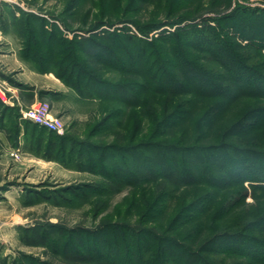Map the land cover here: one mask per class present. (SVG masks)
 <instances>
[{"label": "trees", "instance_id": "16d2710c", "mask_svg": "<svg viewBox=\"0 0 264 264\" xmlns=\"http://www.w3.org/2000/svg\"><path fill=\"white\" fill-rule=\"evenodd\" d=\"M23 14L28 19L32 15ZM185 19L188 18L182 16L146 25L127 18L119 20L131 22L142 34L164 24H178L173 31H161L150 40L126 30H98L106 24L104 21L95 22L86 28L83 32L87 35H75L72 38L64 37L54 24L47 31L43 27L45 22L39 21V41L28 35L22 37L24 41L21 54L34 63L36 70L53 72L82 100L101 101L100 105L107 110V115L95 123L94 132L105 124L108 129L113 126L109 120L117 118L116 115L121 112L116 105L122 103L131 107L139 106L143 110L144 102L158 98L159 93L166 95L165 112L154 118V127L148 137L136 138L135 126L132 138L125 148L122 147L135 156H130L131 164L106 153L104 148L107 146L113 147L109 148L111 151L120 150L116 145L98 147L90 144L88 153L67 132L57 134L45 126L25 120L23 139L29 150L43 158L57 160L69 168L100 172L107 179V183L97 187L101 191L140 181L144 184H157V194L148 203L145 202V215L150 217L151 223L144 220L139 225L124 219L108 220L102 222L103 226L95 231L81 232L77 229L75 240L72 237L76 231H59L54 238L47 233L39 235L38 240L45 243L51 251L59 252L62 258L80 264H264V237L259 238L247 231L255 229L259 233L263 232L264 212L257 219L244 220V224L240 223L236 227L225 226L221 230L222 228H218L220 226H215L216 222H221L222 226L228 225L234 210L244 203L248 190L254 193L264 192V151L223 141L207 144L202 151L205 152L204 158H199L195 155L201 151L198 147L187 150L177 145V142L165 144L161 137L176 122L189 119L190 81L193 79L204 84L195 88L192 93L214 100L207 105L204 124L212 123L239 96L264 98V72L245 64L242 61L245 59L239 54L236 56L227 47L229 44L223 41L215 26L206 23L200 28L193 22L179 26ZM261 24L264 22L256 25L259 31L253 37L252 24L243 23L246 26L242 28L240 36L247 38L246 45L253 49H258L257 42L261 40L254 39L258 36L264 38V32L260 31ZM21 25L23 31H26L27 27L23 22ZM178 35H184L191 48L198 47L197 51L209 52L212 57H208L210 54L204 56L198 52L197 55L181 51L178 47ZM170 38L175 40L168 43ZM229 40L230 43L233 42L232 39ZM133 43L137 45L136 50ZM40 48L44 50L38 53ZM196 55L217 63L215 67H210L211 70L219 66L225 71L221 75L215 72L210 74L205 66L198 64ZM168 68L173 71L168 72ZM107 72L111 73L110 77L104 76ZM216 79L219 81L216 82ZM209 80H214L215 83H210ZM143 94L145 97L142 99ZM235 94L239 96L235 97ZM172 98L173 106L169 108ZM256 102L250 104L247 113L233 121L229 131L222 136L224 140L232 135L241 138L245 133L256 131V126L264 122V99ZM9 109L11 108L0 98L1 121L6 118L4 111ZM116 120L119 122L118 118ZM1 121L0 127L9 136L11 132L14 136L18 135L19 128L15 120L12 122L8 118L11 125L7 128L4 127V121ZM144 150H151L152 155ZM161 150L176 153L175 157L185 154L188 164L174 161L169 165ZM142 151L145 154H141ZM251 159H258L259 163H252ZM189 188H193L191 199L186 201L184 198L177 208L171 209L173 193ZM218 216L221 218L216 220ZM203 226L206 231L202 234L200 243L196 248L189 247L188 242L197 233L201 234ZM102 230H107L111 237L103 238ZM60 239H63V244L58 246ZM225 241L229 243L226 248L221 249ZM73 243L77 244L72 245ZM80 247L85 248L86 252L83 253ZM220 253L232 257L225 261V257H217Z\"/></svg>", "mask_w": 264, "mask_h": 264}, {"label": "rangeland", "instance_id": "374dc122", "mask_svg": "<svg viewBox=\"0 0 264 264\" xmlns=\"http://www.w3.org/2000/svg\"><path fill=\"white\" fill-rule=\"evenodd\" d=\"M23 12L32 14L30 19ZM182 16L188 19L182 21L179 26L189 22L197 24L200 28L206 23L215 26L223 41L229 44L227 47L233 50L236 56L240 55L244 58L245 60L242 59V61L249 64L251 68L264 72V38H258L259 36L255 38L254 40H261L257 42L258 49H253L246 45L248 39L240 36L242 28L246 26L243 23L247 22L252 24V36L256 37L254 35L259 31L256 25L264 22V0H0V58L4 57L1 53L11 56V53L15 52V57L42 80L40 85L31 86L17 76L18 68L11 70V67H16L15 60L13 63L9 60L11 62L9 69L0 64V88L3 91V93L0 91L2 96L0 98L11 108L4 111L6 118L2 121L7 128L11 125L8 118L12 122L15 120L19 128L17 136H14L12 132L9 136L0 127L2 132L0 135V264H80L62 258L59 252L51 251L45 243L38 240L39 235L44 236L47 233L49 237L54 238L59 231H71V233L77 229L81 232L95 231L103 226L102 222L108 220L124 219L139 225L144 220L151 223L150 217L145 215V202L148 203L157 194L156 183L144 184L142 181L101 191V188L97 187L107 183V179L100 172L69 168L57 160L34 154L27 148L23 139L24 123L27 119L22 117V109L36 101H45L49 104L50 113L62 119L64 131L70 134L74 141L80 142V147L85 152H90L88 147L90 144L98 145V147L116 145L120 147V150L111 151L109 148L113 147L107 146L104 148L106 153L131 164L129 159L133 153L122 147L125 148L132 138L133 128L136 126V138H147L154 127V118L160 117L165 112L164 106L167 103L165 93L157 94L158 98L147 101L149 103L144 102L143 110H140L139 106L131 107L120 103L116 105L121 109L120 114L116 115L119 122L116 117H113L109 120V123L113 125L111 128L108 129L105 124L94 132L95 123L107 115V110L102 109L100 105L101 101L82 100L53 72L43 73L36 70L34 63L21 54L24 41L22 37L28 35L39 41V21L45 22L43 27L47 31L53 28V24L56 25L57 30L66 38L87 35L83 32L86 28L95 22L104 21L110 26L105 24L98 30L117 29L120 32L126 30L150 40L161 31L163 33L173 31L178 24H164L158 29L142 34L131 22H119V20L127 18L146 25L150 22H166ZM22 22L27 27L26 31L22 29ZM254 28H256L255 33ZM260 29L264 32V24H261ZM178 38L180 39L178 47L181 51L196 54L198 52L204 56L210 54L197 51L198 47L191 48L184 35ZM229 39L233 42L230 43ZM174 40L170 38L167 42ZM217 44L222 46L220 43ZM133 46L136 50L137 45L133 43ZM39 50L38 53L44 49ZM204 56H197V62L205 66V70L210 74L215 72L221 75L225 71L219 66L211 70L210 67L217 63L210 62ZM208 57L211 58V54ZM171 71L173 69L168 68V72L171 73ZM104 76L110 77L111 73L107 72ZM218 81L216 79V82ZM203 84L200 80L190 81V114L187 117L189 119L178 121L172 129L163 132L161 137L164 143L177 142V145L187 150L198 147L201 151L195 155L199 158H204L205 152L202 151L207 144L223 141L231 144L235 142L238 145L264 151L263 121L256 126L258 128L256 131L245 133L241 135V138L232 135L225 137L224 140L222 137L229 131L237 117L247 113L252 102L257 103L256 101L264 98L256 99L235 94V97L239 96V98L234 99L235 101L231 102L228 108L222 110L223 113L212 123L204 124L203 118L207 105L214 100L195 96L192 93L195 88ZM52 92L58 94H52ZM144 97L143 94L142 99ZM170 101L169 108L173 106L174 99ZM144 151L152 155L151 150ZM144 151L141 154H145ZM160 152L169 165L174 161L181 162L183 165L188 164L185 161V154L175 157L176 153H167L165 150ZM251 161L255 164L259 163L258 159L255 161L251 159ZM192 189L173 193L171 209L177 208L184 198L186 201L191 199ZM234 211L228 225L222 226L221 222H216L215 226H220L218 228L223 230L225 226L236 227L240 223L244 224V220L257 219L264 212V192L254 193L248 190L244 203ZM220 218L218 216L216 220ZM205 231L203 226L200 230L201 234L197 233L187 245L196 248ZM247 231L259 238L264 237V230L261 233L255 229ZM101 232L103 238L111 237L107 234V230ZM77 233V231L74 233L72 240L76 239ZM57 243L59 245H55H62L63 239ZM228 243L225 241L221 249L226 248ZM80 250L83 253L86 252L83 247H80ZM217 257H225L223 260L229 261L227 258L232 256L220 253Z\"/></svg>", "mask_w": 264, "mask_h": 264}, {"label": "built area", "instance_id": "2783aa9c", "mask_svg": "<svg viewBox=\"0 0 264 264\" xmlns=\"http://www.w3.org/2000/svg\"><path fill=\"white\" fill-rule=\"evenodd\" d=\"M0 91L3 93L1 88ZM0 97L2 98V96ZM21 114L23 118L45 126L57 134L64 132L62 119L50 113L49 104L45 101H36L29 107L22 109Z\"/></svg>", "mask_w": 264, "mask_h": 264}, {"label": "crops", "instance_id": "0c3cea01", "mask_svg": "<svg viewBox=\"0 0 264 264\" xmlns=\"http://www.w3.org/2000/svg\"><path fill=\"white\" fill-rule=\"evenodd\" d=\"M2 56L0 58V64L2 66H6L8 69L9 67H11L9 64H11V62H9V60H12V63L14 62V60L16 61L14 64H16V67H11L12 69L18 68V74L17 76L24 82V83H28L31 86H38L40 85L39 83L42 81L41 79H39L38 77H36V75L34 74L33 71H31L28 67H26V65H24L23 63H21L15 56V52L11 53V56L9 54H4L1 53ZM9 57H7V56ZM13 56V57H12ZM8 58V59H7ZM8 60V61H6ZM28 71V72H26ZM20 74H22V76H20ZM48 78V77H47ZM43 84H41L42 86ZM2 134V132L0 131V135Z\"/></svg>", "mask_w": 264, "mask_h": 264}]
</instances>
